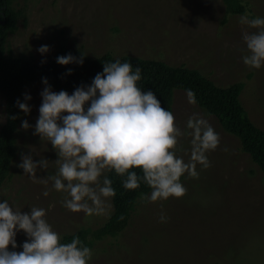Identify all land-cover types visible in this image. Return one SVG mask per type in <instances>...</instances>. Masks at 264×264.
<instances>
[{
	"label": "rangeland",
	"instance_id": "374dc122",
	"mask_svg": "<svg viewBox=\"0 0 264 264\" xmlns=\"http://www.w3.org/2000/svg\"><path fill=\"white\" fill-rule=\"evenodd\" d=\"M242 1L246 11L230 14L223 0H9L13 19L5 54L33 64L62 49L87 59L131 56L195 69L220 87L243 82V106L264 128V66H245L238 50L243 47L239 18L246 12L264 17V0ZM42 45L49 47L45 54L38 52ZM44 87L34 83L25 90L31 96L27 101L31 111L22 121L32 127H19L18 155L11 176L0 187V203L7 200L22 212L34 205L45 208L48 223L63 239L102 226L113 212V202L111 198L106 214L72 213L61 204L63 193L49 184V195L43 196L45 186L17 166L21 153L31 154L34 161L58 158L51 144L33 134ZM194 112L208 119L220 136L219 146L207 153L211 166L197 165L198 176L181 177L187 189L182 197L138 201L119 235L87 245L93 252L89 264H264V173L217 117L197 103L190 105L185 91H176V125L183 129ZM5 121L6 97L0 92V129ZM190 139L182 138L177 146L183 149L177 155L185 160ZM54 173L50 164L46 171L37 170V178ZM161 212L168 218L165 223L159 220ZM26 239L23 232L17 233L16 251H22Z\"/></svg>",
	"mask_w": 264,
	"mask_h": 264
},
{
	"label": "clouds",
	"instance_id": "9594fccd",
	"mask_svg": "<svg viewBox=\"0 0 264 264\" xmlns=\"http://www.w3.org/2000/svg\"><path fill=\"white\" fill-rule=\"evenodd\" d=\"M239 22L241 61L251 69H260L264 66V17L246 12ZM48 51L46 45L38 49L41 54ZM83 59V54L79 58L68 54L57 57V63L82 65ZM140 80L141 69L133 70L129 62L120 60L103 63V72L97 73L90 85L76 87L71 95L52 91L43 79L45 87L33 134L51 144L58 158L34 161L31 154L21 153L22 162L17 165L34 183L45 186L43 196L49 195L50 184L52 190L64 194L61 204L65 209L101 215L111 209V198L116 195L112 180L105 175L108 171L122 178L125 190L147 186L150 192H141L139 202L156 203L182 197L187 189L181 177L185 173L198 176L197 165L211 166L207 153L219 146L220 136L208 119L194 112L183 129L178 127L173 112L162 107L155 93L138 87ZM186 98L190 105L196 104L191 90L186 91ZM30 100L25 94V102L17 100L16 105L28 114ZM21 127L28 130L32 126L24 120ZM185 137L191 138L187 160L177 155L183 150L177 146ZM50 164L55 166V173L38 179L37 170L46 171ZM46 216L47 210L40 206L22 212L7 200L0 203V264H89L92 249L78 236L62 242ZM167 219L161 212L160 222ZM18 232L27 237L22 251L15 250Z\"/></svg>",
	"mask_w": 264,
	"mask_h": 264
},
{
	"label": "trees",
	"instance_id": "16d2710c",
	"mask_svg": "<svg viewBox=\"0 0 264 264\" xmlns=\"http://www.w3.org/2000/svg\"><path fill=\"white\" fill-rule=\"evenodd\" d=\"M223 3L230 14L246 11L242 0H223ZM3 15L6 17L5 23H1ZM12 19L9 0H0V92L6 97V121L0 129V187L11 176L12 165L18 155L17 134L24 113L17 107L16 101L25 102L26 88L34 83L43 84L42 81L46 78L52 89L73 92L76 87L90 85L96 74L103 72V63L116 60L129 62L133 70L139 67L141 80L138 87L142 91L151 90L155 93L162 107L168 111L173 112L176 91L194 92L196 103L217 117L226 132L238 137L243 151L264 173V128L251 120L243 106L241 95L245 83L237 82L228 87H220L195 69L131 56L115 58L106 54L95 59L84 58L82 65L66 66L59 65L57 57L71 54L79 58L80 55L62 49L51 59L36 64L22 58L7 57L5 41L12 29ZM14 116L17 119L13 120ZM134 171L139 173L140 170ZM107 177L112 180L116 192L112 197L113 212L108 220L96 229H82L75 234L66 235L62 242H70L73 236H78L87 246L95 241L119 235L129 225L140 193L150 192L143 184L137 190H125L122 187V178L114 171H109Z\"/></svg>",
	"mask_w": 264,
	"mask_h": 264
},
{
	"label": "water",
	"instance_id": "95a60500",
	"mask_svg": "<svg viewBox=\"0 0 264 264\" xmlns=\"http://www.w3.org/2000/svg\"><path fill=\"white\" fill-rule=\"evenodd\" d=\"M3 20L1 21V23H5L6 22V17H5V15H3Z\"/></svg>",
	"mask_w": 264,
	"mask_h": 264
},
{
	"label": "bare ground",
	"instance_id": "6f19581e",
	"mask_svg": "<svg viewBox=\"0 0 264 264\" xmlns=\"http://www.w3.org/2000/svg\"><path fill=\"white\" fill-rule=\"evenodd\" d=\"M254 215H255V213H254ZM253 216V215H252Z\"/></svg>",
	"mask_w": 264,
	"mask_h": 264
}]
</instances>
